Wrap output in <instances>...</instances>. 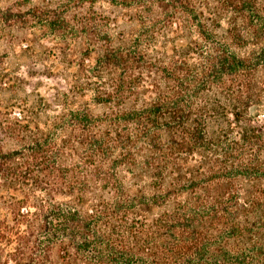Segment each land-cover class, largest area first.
Instances as JSON below:
<instances>
[{
    "label": "trees",
    "instance_id": "1",
    "mask_svg": "<svg viewBox=\"0 0 264 264\" xmlns=\"http://www.w3.org/2000/svg\"><path fill=\"white\" fill-rule=\"evenodd\" d=\"M119 3L70 34L100 115L0 119V264H264V0Z\"/></svg>",
    "mask_w": 264,
    "mask_h": 264
},
{
    "label": "rangeland",
    "instance_id": "2",
    "mask_svg": "<svg viewBox=\"0 0 264 264\" xmlns=\"http://www.w3.org/2000/svg\"><path fill=\"white\" fill-rule=\"evenodd\" d=\"M120 0H0V16L8 11L0 35V119L13 118L21 110L32 111L41 125L59 114L62 107L88 106L93 115L104 108L94 104L89 93L84 96L68 91L72 73L85 48L71 34L82 18L106 25L109 34L131 33L136 29L132 9ZM3 13V14H2ZM7 17V15L5 14ZM39 18L58 19L53 30H39ZM27 45L28 47H25ZM66 53V54H64ZM258 120L262 112L254 109ZM10 114V115H9ZM14 114V115H13ZM18 143L2 138L3 150Z\"/></svg>",
    "mask_w": 264,
    "mask_h": 264
}]
</instances>
